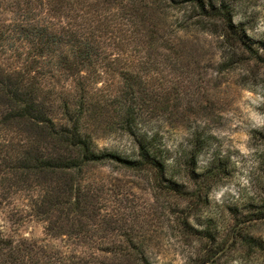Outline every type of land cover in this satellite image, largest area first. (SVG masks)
I'll list each match as a JSON object with an SVG mask.
<instances>
[{
	"label": "trees",
	"instance_id": "trees-1",
	"mask_svg": "<svg viewBox=\"0 0 264 264\" xmlns=\"http://www.w3.org/2000/svg\"><path fill=\"white\" fill-rule=\"evenodd\" d=\"M7 11L0 24V194L23 197L45 239L0 234V264H150L147 247L131 234L105 246L118 222V195L88 174L113 166L180 183L173 192L182 194L183 181H214V155L198 167L211 146L208 133L194 130L188 146L172 149L144 121L156 108L177 113L179 98L174 88L149 86L142 59L154 52L181 58L177 35L191 27L221 39L229 65L245 52L260 59L245 29L218 0H8ZM172 13L177 26L169 34ZM100 133L129 138L133 155L98 150ZM58 239L75 248L51 244Z\"/></svg>",
	"mask_w": 264,
	"mask_h": 264
},
{
	"label": "rangeland",
	"instance_id": "rangeland-1",
	"mask_svg": "<svg viewBox=\"0 0 264 264\" xmlns=\"http://www.w3.org/2000/svg\"><path fill=\"white\" fill-rule=\"evenodd\" d=\"M218 1L230 5L233 22L245 29L260 59L245 52L229 65L221 39L191 27L177 35L181 58L173 54L172 62L168 53L154 52L144 56L146 66L141 67L149 86L157 92L174 88L179 98L177 113L156 108L157 114L144 115V121L172 149L188 146L194 130L208 133L211 146L199 156L198 167L205 168L214 155L216 179L183 181L188 193L182 194L173 192L181 190L177 181L176 186L155 183L113 166L88 174L118 195V222L111 225L105 246L119 241L122 232L131 234L147 247L150 264H264V0ZM7 10L8 0H0V24L11 17ZM170 15L164 26L169 34L178 16ZM95 144L123 157L134 152L125 136L100 133ZM25 205L23 197L0 194V234L41 242L44 224ZM50 242L64 250L75 248L66 239Z\"/></svg>",
	"mask_w": 264,
	"mask_h": 264
}]
</instances>
